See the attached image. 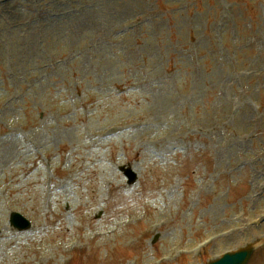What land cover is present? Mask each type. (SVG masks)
Returning <instances> with one entry per match:
<instances>
[{
	"label": "rangeland",
	"instance_id": "rangeland-1",
	"mask_svg": "<svg viewBox=\"0 0 264 264\" xmlns=\"http://www.w3.org/2000/svg\"><path fill=\"white\" fill-rule=\"evenodd\" d=\"M263 237L264 0H0V264H200Z\"/></svg>",
	"mask_w": 264,
	"mask_h": 264
},
{
	"label": "water",
	"instance_id": "water-1",
	"mask_svg": "<svg viewBox=\"0 0 264 264\" xmlns=\"http://www.w3.org/2000/svg\"><path fill=\"white\" fill-rule=\"evenodd\" d=\"M123 172L126 176L129 177V183H132L135 180L134 174L130 171V169H123ZM11 225L14 226L18 230H24L29 227V223L24 220L21 216L12 213L10 218ZM251 250L241 251L239 253L233 255H226L221 260L213 263V264H245L248 257L250 256Z\"/></svg>",
	"mask_w": 264,
	"mask_h": 264
}]
</instances>
